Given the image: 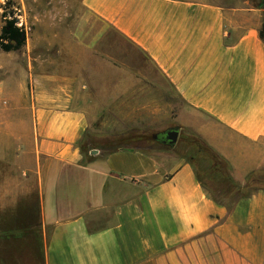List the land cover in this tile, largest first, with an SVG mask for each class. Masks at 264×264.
Returning a JSON list of instances; mask_svg holds the SVG:
<instances>
[{
  "label": "crops",
  "instance_id": "obj_1",
  "mask_svg": "<svg viewBox=\"0 0 264 264\" xmlns=\"http://www.w3.org/2000/svg\"><path fill=\"white\" fill-rule=\"evenodd\" d=\"M0 1L27 34L0 59V264H264V190L227 207L173 149L79 150L175 122L243 186L264 169L263 9Z\"/></svg>",
  "mask_w": 264,
  "mask_h": 264
},
{
  "label": "trees",
  "instance_id": "obj_2",
  "mask_svg": "<svg viewBox=\"0 0 264 264\" xmlns=\"http://www.w3.org/2000/svg\"><path fill=\"white\" fill-rule=\"evenodd\" d=\"M10 2L3 7L0 30V50L3 52L18 51L26 44L27 34L23 27H19L17 19L9 9ZM262 9L261 3L257 4ZM264 41V20L259 32ZM179 137L174 147L160 145L163 149H173L192 166L196 178L202 188L217 204L229 207L236 198H246L251 192L264 190V169L250 172L243 186H238L230 176V166L217 152H215L197 134L186 128H179ZM154 129H130L118 136H94L85 134L79 145L84 157V163H90L92 150H100L102 155L118 151L149 152L153 144L160 143L153 138Z\"/></svg>",
  "mask_w": 264,
  "mask_h": 264
},
{
  "label": "rangeland",
  "instance_id": "obj_3",
  "mask_svg": "<svg viewBox=\"0 0 264 264\" xmlns=\"http://www.w3.org/2000/svg\"><path fill=\"white\" fill-rule=\"evenodd\" d=\"M205 1H208V2H211V3H217V4H222V5H231V4H236V3H240L241 1H243V0H205ZM245 1H247V0H245ZM250 3H251V5H253V6H255V5H257L259 2H261V0H248ZM0 2H2V1H0ZM1 4H4L3 2L1 3ZM11 7V5H9V8ZM33 31L30 29V28H28V35H29V41L31 42V40H33V35H31V33H32ZM4 54V55H3ZM2 55V56H1ZM7 55V53H3L1 50H0V59L1 58H3V56H6ZM101 71V70H100ZM108 74H110V72H111V69H108ZM101 73V72H100ZM119 75H122L124 78H127V75L125 74V73H122V72H120L119 71ZM13 79V77H10L9 79H7V80H9V81H11ZM100 80V79H99ZM100 81H102V80H100ZM170 127H178V126H176V123L175 122H162V123H160V128H163V129H169ZM164 131V130H163ZM158 132H161V130H154L153 131V133L155 134V133H158ZM180 132V131H179ZM92 135L93 134H97V133H95V132H93V133H91ZM160 145H162L161 143H155V144H153V147H159Z\"/></svg>",
  "mask_w": 264,
  "mask_h": 264
},
{
  "label": "water",
  "instance_id": "obj_4",
  "mask_svg": "<svg viewBox=\"0 0 264 264\" xmlns=\"http://www.w3.org/2000/svg\"><path fill=\"white\" fill-rule=\"evenodd\" d=\"M261 7L264 10V0H261ZM179 137V129L177 127H170L167 129L161 136L158 138L157 135H153V138L156 141H159L161 144L169 146V147H174L178 141ZM93 154H96L97 151L93 150Z\"/></svg>",
  "mask_w": 264,
  "mask_h": 264
},
{
  "label": "flooded vegetation",
  "instance_id": "obj_5",
  "mask_svg": "<svg viewBox=\"0 0 264 264\" xmlns=\"http://www.w3.org/2000/svg\"><path fill=\"white\" fill-rule=\"evenodd\" d=\"M167 130V129H166ZM166 130H162L161 132L155 133L154 135H157L158 138H160V136L166 131ZM159 142V141H158Z\"/></svg>",
  "mask_w": 264,
  "mask_h": 264
}]
</instances>
